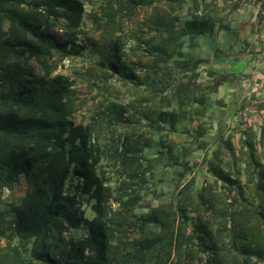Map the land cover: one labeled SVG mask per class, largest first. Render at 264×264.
<instances>
[{"label":"trees","instance_id":"obj_1","mask_svg":"<svg viewBox=\"0 0 264 264\" xmlns=\"http://www.w3.org/2000/svg\"><path fill=\"white\" fill-rule=\"evenodd\" d=\"M101 2L89 15L105 47L100 66L134 89L146 90L149 110L141 117L149 129H174L178 111L166 108L204 106L203 91L209 87L162 72L174 58L184 75L190 65L199 66L184 59L183 49L186 42L197 47L215 31L212 18L199 12V0H191L184 21L180 13L191 4L188 0ZM85 16L82 0H0V201L22 178L28 185L21 205L5 214L0 211V239L7 240L6 247L0 246V264L263 263L264 153L260 163L250 141L244 143L247 185L239 173L223 167L216 152L208 162L215 184L202 187L196 196L186 185L174 207L138 213L142 199L137 187L146 174L142 154L150 144L126 129L137 107L105 101L98 120L78 123L76 79L54 76L62 62L83 54L87 42L96 47L85 29ZM135 27L141 35L132 38L137 48L144 46L147 61L131 67L123 58L127 33ZM139 68L144 75H138ZM104 125L126 129L113 138L112 158L123 178L118 198L98 171ZM84 197L94 201L93 219L86 216ZM82 228L85 237L67 238L68 231Z\"/></svg>","mask_w":264,"mask_h":264},{"label":"rangeland","instance_id":"obj_2","mask_svg":"<svg viewBox=\"0 0 264 264\" xmlns=\"http://www.w3.org/2000/svg\"><path fill=\"white\" fill-rule=\"evenodd\" d=\"M82 1L86 7L85 29L89 37L95 39L96 47L87 42L88 48L83 54L62 62L54 76L62 73L76 79L75 88L81 103V110L76 115L78 123L89 124L98 120L107 105L105 101L137 107L134 121L126 129L150 144L142 154L145 178L143 183L136 186L142 199L138 213H147L150 207L161 205L174 207L178 194L186 185L191 186V194L196 196L202 187L215 184L216 180L208 170V162L214 160L216 152L221 153L223 167L234 172V175L239 173L238 179L242 185H247L245 169L248 152L244 143H253L257 151L256 159L260 163H263L264 153V142L261 140L264 128V0H199V12L209 15L215 24V31L203 36L197 42V47H190L186 42L183 49L184 59L192 63L198 61L199 66L193 69L190 65L185 70L187 75H184L178 58H174L162 74L175 78L182 74L185 82L209 87L203 91L206 103L200 107L166 108L168 112L177 110L179 121L174 129L166 126L160 133L149 129L147 120L141 117V112L147 114L149 110L146 90L134 89V85L125 83L122 76L100 66L105 47L100 42L101 31L94 26L89 15L100 9L102 2ZM188 2L191 3V0ZM189 7H192V3L181 11V21L188 18ZM127 35V56L123 59L131 67H136L134 65L139 60L147 61V54L144 46L137 48L132 38L141 35L136 27ZM33 67L36 68L35 63ZM137 73L144 75L140 68ZM217 82H223L222 86L214 89L213 85ZM130 114L132 112L125 117ZM103 128L99 142L103 157L98 171L118 198L123 178L117 174L119 165L112 158L113 138L117 140L126 129L120 126L114 130L105 125ZM21 181L13 190L4 191L0 201V211L4 214L10 212L13 206L22 204L28 185L24 178ZM245 191L249 196V191ZM83 199L86 216L93 219L94 201H88L87 197ZM114 207H118L116 202ZM86 234V229L82 228L70 230L66 236L82 239ZM6 245L7 240L0 239V246Z\"/></svg>","mask_w":264,"mask_h":264}]
</instances>
